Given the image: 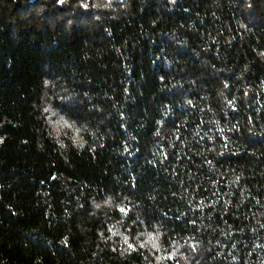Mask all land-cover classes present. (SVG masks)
I'll use <instances>...</instances> for the list:
<instances>
[{"label": "trees", "instance_id": "1", "mask_svg": "<svg viewBox=\"0 0 264 264\" xmlns=\"http://www.w3.org/2000/svg\"><path fill=\"white\" fill-rule=\"evenodd\" d=\"M0 264H264V0H0Z\"/></svg>", "mask_w": 264, "mask_h": 264}, {"label": "snow or ice", "instance_id": "2", "mask_svg": "<svg viewBox=\"0 0 264 264\" xmlns=\"http://www.w3.org/2000/svg\"><path fill=\"white\" fill-rule=\"evenodd\" d=\"M130 247H131V245H130Z\"/></svg>", "mask_w": 264, "mask_h": 264}]
</instances>
